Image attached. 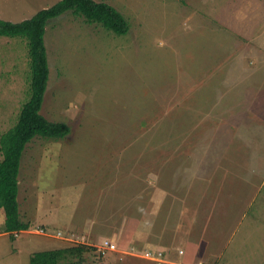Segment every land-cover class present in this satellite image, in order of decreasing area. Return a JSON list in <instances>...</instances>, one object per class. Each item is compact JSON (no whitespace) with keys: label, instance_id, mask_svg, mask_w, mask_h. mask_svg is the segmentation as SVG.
<instances>
[{"label":"rangeland","instance_id":"rangeland-1","mask_svg":"<svg viewBox=\"0 0 264 264\" xmlns=\"http://www.w3.org/2000/svg\"><path fill=\"white\" fill-rule=\"evenodd\" d=\"M57 1L0 0V17ZM105 1L127 33L71 10L46 24L41 111L71 131L27 144L22 186H42L44 168L47 237L39 225L19 250L0 240V264L80 243L91 247L73 264H199L203 235L204 264H264V0ZM27 42L0 35V134L30 96Z\"/></svg>","mask_w":264,"mask_h":264},{"label":"trees","instance_id":"trees-1","mask_svg":"<svg viewBox=\"0 0 264 264\" xmlns=\"http://www.w3.org/2000/svg\"><path fill=\"white\" fill-rule=\"evenodd\" d=\"M71 10L89 23H99L119 34L129 31V19L113 4L105 0H58L39 9L32 16L14 21L0 17V35L24 36L30 55V96L22 105L18 121L0 134V207L6 213L7 230L29 228L21 217L18 201V176L24 150L36 136L61 139L71 127L64 121L48 119L42 113V105L48 86L50 66L45 42L46 24L51 18ZM87 244L38 250L33 252L30 264H73L72 257L81 261Z\"/></svg>","mask_w":264,"mask_h":264},{"label":"crops","instance_id":"crops-1","mask_svg":"<svg viewBox=\"0 0 264 264\" xmlns=\"http://www.w3.org/2000/svg\"><path fill=\"white\" fill-rule=\"evenodd\" d=\"M46 34V33H45ZM23 158V157H22ZM43 165L47 167V162L45 164V162H43ZM23 167V163H22V160H21V165H20V171H19V176H18V181H19V186H18V201H19V210H20V213H21V217L24 221L28 222L30 224L29 228L27 229H21V230H13V231H10V230H7L6 226H5V221H6V213H5V210L3 207H0V240L2 241H6L7 239H11L12 241L15 240V245L12 244L11 246V250H19V237L20 235L22 234L21 232L25 233H30L32 237H34V234L33 232L35 230H33L32 228L34 227H39L40 226H43V227H40L42 228L41 230L39 229V232L40 233L39 235L41 236V238L43 239V237H47V199H43V198H47L44 193H43V189L45 187V183L47 180L43 179L45 177H47L46 175V171H44V168L41 170V173H38L39 177L42 178V186L41 184L39 188H34V185L36 186V183L37 181L34 180L32 177L28 180V182H25L24 185H27L25 187V191H24V188L22 186V183H24V180L22 179V168ZM35 191H38L35 195H32L33 192ZM26 194L25 196L27 197V200L28 202L31 203V215H29L27 218L25 216V212H24V207H23V204H22V201H21V195L22 194ZM38 197V199H37ZM30 200V201H29ZM38 200V202H37ZM213 202V200H212ZM45 205V209L42 208V206ZM206 209V208H205ZM59 221V219H58ZM69 224V223H68ZM32 232V233H31ZM21 233V234H20ZM35 233V232H34ZM203 234V233H202ZM40 237H38L37 239H41ZM202 240L206 241L204 244L202 243ZM44 244H47L44 243ZM208 240H205V237L203 235V237L201 238V241L198 245L199 246V250H200V254L201 256H207V248H208ZM2 246L4 247V244H2L0 242V248H2ZM36 246V245H35ZM190 244L188 242L187 246L185 245L186 249H187V252H190L191 251V248H190ZM62 246H59L58 248H60ZM65 247V246H64ZM56 248V247H55ZM44 249H51V248H37L35 250H33L34 252L35 251H38V250H44ZM190 250V251H188ZM224 250V249H223ZM220 251V259L221 261H225V259H222V257L224 256V251ZM192 254V252H190ZM194 255V254H193ZM216 255V254H215ZM192 256V255H191ZM197 256V255H196ZM199 256V262L198 263H206L204 262L203 260V257Z\"/></svg>","mask_w":264,"mask_h":264},{"label":"built area","instance_id":"built-area-1","mask_svg":"<svg viewBox=\"0 0 264 264\" xmlns=\"http://www.w3.org/2000/svg\"><path fill=\"white\" fill-rule=\"evenodd\" d=\"M116 249V243L114 241H111L109 239H105L103 244L101 245L100 249L104 250V249ZM163 251L162 250H149L145 253V255L147 257H153V258H156L157 256H151L150 254L152 255H155V254H158V255H162ZM199 264H204V263H199Z\"/></svg>","mask_w":264,"mask_h":264}]
</instances>
